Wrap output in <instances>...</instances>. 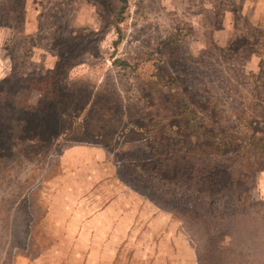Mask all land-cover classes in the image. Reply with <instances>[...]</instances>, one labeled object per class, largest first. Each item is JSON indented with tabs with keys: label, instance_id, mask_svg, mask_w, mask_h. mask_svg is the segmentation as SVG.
I'll use <instances>...</instances> for the list:
<instances>
[{
	"label": "rangeland",
	"instance_id": "374dc122",
	"mask_svg": "<svg viewBox=\"0 0 264 264\" xmlns=\"http://www.w3.org/2000/svg\"><path fill=\"white\" fill-rule=\"evenodd\" d=\"M125 1L0 0V264H80L68 240L105 232L138 241L135 264H173L160 238L191 264H264V159L245 175L254 151L204 139L249 117L204 34L223 47L251 0L212 30L211 0Z\"/></svg>",
	"mask_w": 264,
	"mask_h": 264
},
{
	"label": "trees",
	"instance_id": "16d2710c",
	"mask_svg": "<svg viewBox=\"0 0 264 264\" xmlns=\"http://www.w3.org/2000/svg\"><path fill=\"white\" fill-rule=\"evenodd\" d=\"M120 2L123 3L122 6H120V10H122L123 6L126 4V1L120 0ZM229 2V0H211L210 4L211 8L214 10V13L213 16L210 17L211 21L209 23L206 24L205 21L202 22L204 29H206L207 26H209L211 30L219 28L221 17L224 16L223 12L233 11V8L230 7L231 5ZM10 4H12V1H10ZM6 16V12L3 13V17L0 16V26H9V24L6 23ZM214 20L215 22L213 23ZM234 31H237V33L232 34ZM227 35L228 39L226 43L223 47H219L213 42L209 32L206 31L204 34L205 47L209 50L211 49V51L215 53V59L212 61L215 62L216 67L220 66L221 71L219 73L227 74V76H229L228 74L232 75V78L229 77V79L231 78L235 84L231 86V90L234 89L237 93V96L242 94V92H246V96L241 98V103L240 101H237L241 104L240 107L242 106V108H240L238 111V114L239 116L243 117V113H247L249 117L245 119H243L244 117H235L236 124L233 128H230L229 133H227L229 129H225V127L222 125V128L220 129L221 131H210V134H208V132H206L207 134L204 133L206 135L204 136V139L207 138L212 144H217V146L221 147L223 146L222 148L225 146L231 148L236 144L239 145L240 143L242 144L237 148L249 147L252 151H254V154L249 156L244 154V156H242L240 159L246 161L247 163L248 171H246L244 174L250 175L251 173L260 170V168L264 169V166L260 168L255 167V165L258 164V160L264 159V136L260 129L254 128V126L261 119V115L259 114L264 115V27L260 22H257L256 24L247 22V25L242 30L239 29L238 26L232 25ZM246 57L257 58L254 65V71H252V69H248L247 71L242 72L238 70V68L234 67L232 63L234 59H240L239 64L240 66H243V60ZM219 59L224 61L223 66H225V63V67L220 64L221 61ZM197 60L200 62V59ZM229 61L230 66L228 64ZM3 96L4 95L0 96V111L5 112L6 109H14V103H11V105H13L11 106L6 102L9 101V99L7 100ZM179 110L182 112V114L187 116L191 114V121L197 117L195 110L190 108L189 104L185 102L181 103ZM24 111L25 109L22 110V112ZM2 115L5 116L4 113ZM2 119L4 120L6 117H0V121H2ZM239 120L243 121L245 127L241 130L239 129L235 131V128L239 126ZM23 140L25 141L26 139L24 138ZM256 155L260 156L258 160H255V157H257ZM237 168L235 172L236 176L238 177L241 176V173L238 175L239 170ZM259 200L264 204V197H260ZM237 201L238 200L234 199L233 202L235 203Z\"/></svg>",
	"mask_w": 264,
	"mask_h": 264
},
{
	"label": "crops",
	"instance_id": "0c3cea01",
	"mask_svg": "<svg viewBox=\"0 0 264 264\" xmlns=\"http://www.w3.org/2000/svg\"><path fill=\"white\" fill-rule=\"evenodd\" d=\"M249 0H244L248 2ZM251 11L248 21L252 24L263 22L264 16V0H251ZM261 195V194H260ZM264 197V195H261ZM64 242V240H61ZM70 245H76L79 249L75 250L72 256L80 264H135V259L144 256V252L135 249L138 245L136 239L125 237H109L107 232L101 237H86L83 239L71 238L68 240ZM158 246L152 252L162 258L168 257L173 264H191V253L188 248L187 241L184 239H164L154 240ZM125 246L127 248H125ZM130 246V247H129ZM162 248H158V247ZM127 259V260H126ZM129 259V260H128ZM170 264V263H169Z\"/></svg>",
	"mask_w": 264,
	"mask_h": 264
}]
</instances>
